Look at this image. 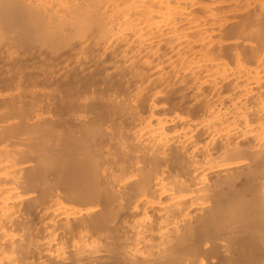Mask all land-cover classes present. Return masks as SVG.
Wrapping results in <instances>:
<instances>
[{
  "label": "bare ground",
  "instance_id": "1",
  "mask_svg": "<svg viewBox=\"0 0 264 264\" xmlns=\"http://www.w3.org/2000/svg\"><path fill=\"white\" fill-rule=\"evenodd\" d=\"M0 264H264V0H0Z\"/></svg>",
  "mask_w": 264,
  "mask_h": 264
}]
</instances>
